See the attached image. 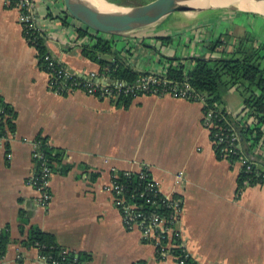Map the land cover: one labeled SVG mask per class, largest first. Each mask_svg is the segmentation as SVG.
<instances>
[{"label":"crops","instance_id":"1","mask_svg":"<svg viewBox=\"0 0 264 264\" xmlns=\"http://www.w3.org/2000/svg\"><path fill=\"white\" fill-rule=\"evenodd\" d=\"M33 3L52 56L76 73L99 75V66L81 54V45L89 43L78 40L83 27L68 17L62 0ZM243 14L210 10L190 26L158 25L115 39L114 50L134 70L158 73L160 57L152 46L171 57L202 56L207 43L227 33V51H232L255 22L264 28L263 16ZM19 19V10L0 0V101L16 114L15 132L0 144V232L10 238L0 264H46L35 249L19 244L30 228L52 235L69 251L89 255L91 264H173L156 257L138 230L124 227L107 190L113 169L137 173L143 167L163 194L181 200L175 230L193 264H264V187L243 183L238 188L241 167L216 155L203 123L204 106L169 96L138 95L126 106L80 91L56 95ZM158 36L174 40L161 46ZM230 91L241 101L228 99ZM224 95L220 108L239 122L242 96L236 87ZM37 138L61 154L60 165L51 164L48 208L39 206L38 192L26 183L35 170L30 142ZM241 148L264 171V135L252 149Z\"/></svg>","mask_w":264,"mask_h":264},{"label":"trees","instance_id":"2","mask_svg":"<svg viewBox=\"0 0 264 264\" xmlns=\"http://www.w3.org/2000/svg\"><path fill=\"white\" fill-rule=\"evenodd\" d=\"M108 1L116 5H127L121 0ZM39 33L40 37L36 36L39 52L37 56L39 58L38 66L40 70L46 71V66L41 63L42 57L47 54L51 55V53L46 47L45 37L40 28ZM77 37L78 40L88 38L89 43L81 45V54L85 59L99 66L98 77H106L111 82L123 81L132 84L140 77L150 74L134 70L119 52L114 50V40L122 37H106L81 29L77 30ZM230 38L227 33L222 34L216 40L207 43L205 55L190 58L167 56L162 54L156 46L151 48L160 57L161 69L158 74L176 83H187L196 93L203 95L205 97L203 113L211 110L215 111L218 117L226 116L228 124L230 126L232 124L237 129L241 145L243 144L249 150L259 143L264 135V44L257 43L252 36L244 34L238 37L232 51L228 52L227 46ZM155 40L160 42L161 46H168L174 38L158 36L155 37ZM139 44L145 46L144 40L141 39ZM104 56H114V60L107 61L103 58ZM234 87L237 88L243 98L239 122H235L225 110L220 108L224 93L229 88ZM132 98L134 96L120 97L117 100H122L128 106ZM15 120L16 114L13 109L0 101V137L15 132ZM215 124L229 130V126L223 120L218 123L215 122ZM215 130L211 129V132ZM40 140L44 143L43 149L50 163L60 165V152L48 147L44 138ZM218 158L221 157L218 156ZM228 160L235 162L237 156L231 155ZM67 171V167L62 168L63 173ZM257 173L261 175L264 171L256 165L249 174L241 171L237 180L238 188H241L243 183L257 185L261 179L260 176L257 177ZM121 179L124 181V178ZM131 181L137 185L138 177L133 176ZM163 213L166 214L164 211ZM9 242V233L0 232V249L3 252H5ZM19 244L26 249L37 248L39 255L56 261L58 264H91L92 262L89 255L61 247L52 235L43 233L37 228H30ZM64 250L67 251L65 254L63 253ZM180 251L177 250L175 253L181 254ZM185 264H193V262L187 258Z\"/></svg>","mask_w":264,"mask_h":264},{"label":"built area","instance_id":"3","mask_svg":"<svg viewBox=\"0 0 264 264\" xmlns=\"http://www.w3.org/2000/svg\"><path fill=\"white\" fill-rule=\"evenodd\" d=\"M4 1L19 10L23 37L38 56L36 36L40 37V33L35 21L33 0ZM41 63L46 66L44 72L48 78V86L59 96L79 91L99 99H118L138 95L169 96L205 105V97L196 93L187 83H176L163 78L158 73H150L132 84H127L123 81H107L104 77H98L93 73L89 75L76 73L61 65L52 54L44 55ZM220 120L229 126V130L215 124ZM203 123L209 130L216 155L226 159H229L231 155L237 156L236 162L239 163L241 171L251 173L255 165L244 156L237 129L232 124L231 126L228 124L227 117H218L215 111L209 110L203 113ZM211 129L216 130L211 132ZM11 135L8 133L0 137V144L5 145ZM30 145L31 160L35 170L26 183L38 192L39 206L48 208L52 199L51 163L43 149L44 143L40 139L31 140ZM6 156L8 159L11 158L10 153ZM133 176L138 177L137 185L131 181ZM259 176L261 179L257 185L264 187V173L261 175L257 173V177ZM121 178H124V181ZM107 190L114 198V204L120 212L122 224L126 229L138 230L142 239L153 246L156 257L160 260L172 259L173 264H185L189 255L181 247L179 235L175 230L182 210V203L178 197L163 194L145 167L137 173L118 172L113 169ZM31 249L38 251L35 247ZM177 250H181V254L175 253ZM66 252V250L63 251L64 254ZM3 257L4 252L0 249V263ZM38 257L46 264H58L45 256Z\"/></svg>","mask_w":264,"mask_h":264},{"label":"water","instance_id":"4","mask_svg":"<svg viewBox=\"0 0 264 264\" xmlns=\"http://www.w3.org/2000/svg\"><path fill=\"white\" fill-rule=\"evenodd\" d=\"M101 1L114 9L98 16L101 11L94 7V13L87 11L82 0H62L64 10L72 21L79 23L83 30L106 37H126L144 27H152L175 13L190 10H227L264 17V0H255L262 4L255 11L242 10L237 4L227 6L229 0H152L141 5H116L108 0Z\"/></svg>","mask_w":264,"mask_h":264},{"label":"rangeland","instance_id":"5","mask_svg":"<svg viewBox=\"0 0 264 264\" xmlns=\"http://www.w3.org/2000/svg\"><path fill=\"white\" fill-rule=\"evenodd\" d=\"M123 3L129 5V4H133V5H141V4H145L147 3L149 0H121ZM141 3V4H140ZM209 11V10H190L187 12H182V13H175L173 14L170 18H167L163 21H159L157 22L155 25H153L152 27H144L142 28L143 30L145 29H151L153 27H157L158 25H163L166 26L167 24H177L179 25L178 27H183V26H190L192 25L191 23L194 22V20H196L199 17H203L204 14ZM227 11V10H225ZM247 15L251 14H247L244 13L243 17H246ZM191 16V17H189ZM239 32V31H238ZM245 34H249L250 36H252L254 38L255 41H259V43L264 44V28H261L259 25V22H255V24L252 26V31L251 34L250 33H245ZM229 93V92H227ZM231 94H227L228 99L232 100L233 102L238 101L240 102L241 99L238 95V93H235V91H230ZM224 98H226V94L224 95Z\"/></svg>","mask_w":264,"mask_h":264},{"label":"bare ground","instance_id":"6","mask_svg":"<svg viewBox=\"0 0 264 264\" xmlns=\"http://www.w3.org/2000/svg\"><path fill=\"white\" fill-rule=\"evenodd\" d=\"M82 1L84 3V8L91 13H94L92 12V7L98 8L99 11H101V13H99L98 16H102L104 13H107L114 9L112 6L106 5L101 0H82ZM235 4H237L240 9L248 10V11H255L254 9H258L262 5L261 3L255 0H229L226 2V5L230 7Z\"/></svg>","mask_w":264,"mask_h":264}]
</instances>
